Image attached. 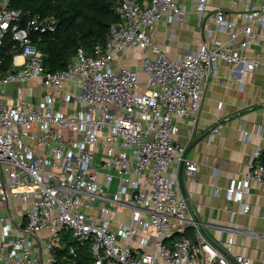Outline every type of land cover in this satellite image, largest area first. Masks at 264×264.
<instances>
[{"label":"built area","instance_id":"1","mask_svg":"<svg viewBox=\"0 0 264 264\" xmlns=\"http://www.w3.org/2000/svg\"><path fill=\"white\" fill-rule=\"evenodd\" d=\"M8 1L0 0V63L5 46L13 51L0 72V264H250L231 255V239L220 251L204 235L177 179L181 161L188 178L198 167L173 138L175 120H196L219 65L238 90L264 70V0H236L228 11L189 0L203 40L176 58L153 34L165 18L183 24L187 0H117L103 44L78 49L57 72L44 68L34 41L55 33L56 19ZM254 136L229 200H243L252 182L264 190V117L244 133ZM186 229L194 241L165 242Z\"/></svg>","mask_w":264,"mask_h":264},{"label":"crops","instance_id":"2","mask_svg":"<svg viewBox=\"0 0 264 264\" xmlns=\"http://www.w3.org/2000/svg\"><path fill=\"white\" fill-rule=\"evenodd\" d=\"M236 0H209L210 10L228 11ZM187 17L183 24L158 22L153 34L156 45L163 47L171 58L195 51L201 45L202 31L193 15V5L186 1ZM229 68L219 65L202 95L196 120L174 121L173 143L187 147L189 143L220 126L217 134H209L194 145L186 160L197 165L192 178L183 173L185 196L191 204L204 235L217 248L226 250L232 240L231 255H242L250 264H264V190L252 182L243 200H229L226 189L242 181L248 161L259 139L245 140L244 133H254L264 117V70L244 77V86L228 80ZM243 205L247 213H239ZM234 217L232 218V214ZM195 240L194 230L186 229L165 239L167 244L181 237ZM124 243V242H122Z\"/></svg>","mask_w":264,"mask_h":264},{"label":"trees","instance_id":"3","mask_svg":"<svg viewBox=\"0 0 264 264\" xmlns=\"http://www.w3.org/2000/svg\"><path fill=\"white\" fill-rule=\"evenodd\" d=\"M143 1V0H137ZM117 0H9V7L30 15L52 17L57 21L53 34L34 37L36 48L43 53L44 68L57 72L66 68L78 49L90 52L95 44H103L108 29L118 22L114 13ZM13 51H1L0 72L8 70ZM264 165V155L261 158ZM87 260V255H80ZM79 264H85L82 260Z\"/></svg>","mask_w":264,"mask_h":264},{"label":"water","instance_id":"4","mask_svg":"<svg viewBox=\"0 0 264 264\" xmlns=\"http://www.w3.org/2000/svg\"><path fill=\"white\" fill-rule=\"evenodd\" d=\"M24 19V17H22V20ZM209 133V132H208ZM207 133V134H208ZM206 134V135H207ZM206 135H203L201 137H199L198 139L192 141L191 143H189V145L185 148L184 153L182 155V160L186 159V156L188 154V152L190 151V149L196 145L197 143L201 142ZM183 169H184V162L181 161L179 164V168H178V175H177V179H178V187L180 190V193L185 196V189H184V181H183ZM219 250L221 251V249L219 248ZM232 260V259H231ZM233 264H237L232 260Z\"/></svg>","mask_w":264,"mask_h":264},{"label":"rangeland","instance_id":"5","mask_svg":"<svg viewBox=\"0 0 264 264\" xmlns=\"http://www.w3.org/2000/svg\"><path fill=\"white\" fill-rule=\"evenodd\" d=\"M124 62L126 65L131 64V62L127 60H125ZM64 136L68 137V139L75 140V136L67 130H64Z\"/></svg>","mask_w":264,"mask_h":264}]
</instances>
